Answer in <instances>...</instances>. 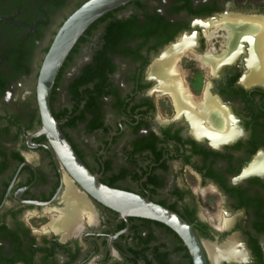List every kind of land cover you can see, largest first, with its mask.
<instances>
[{
    "label": "flooded vegetation",
    "instance_id": "af4514ba",
    "mask_svg": "<svg viewBox=\"0 0 264 264\" xmlns=\"http://www.w3.org/2000/svg\"><path fill=\"white\" fill-rule=\"evenodd\" d=\"M86 1L0 0V264H195L168 223L93 196L43 132L42 63ZM246 21L264 26V0L130 1L89 26L50 95L89 171L181 216L208 264H264V57Z\"/></svg>",
    "mask_w": 264,
    "mask_h": 264
},
{
    "label": "water",
    "instance_id": "95a60500",
    "mask_svg": "<svg viewBox=\"0 0 264 264\" xmlns=\"http://www.w3.org/2000/svg\"><path fill=\"white\" fill-rule=\"evenodd\" d=\"M133 0H88L77 8L61 25L47 52L38 79V99L43 116V132L58 148L71 173L102 203L125 215L135 214L157 218L172 226L184 239L195 264H208L203 247L191 226L178 214L155 204L148 198L117 190L103 184L93 175L62 133L50 108V95L56 76L67 56L89 28L109 11Z\"/></svg>",
    "mask_w": 264,
    "mask_h": 264
},
{
    "label": "bare ground",
    "instance_id": "6f19581e",
    "mask_svg": "<svg viewBox=\"0 0 264 264\" xmlns=\"http://www.w3.org/2000/svg\"><path fill=\"white\" fill-rule=\"evenodd\" d=\"M238 20V19H237ZM239 20H241V19H239ZM252 20V19H251ZM243 21V20H242ZM245 21V20H244ZM252 21H254V20H252ZM252 21L250 22V23H252ZM233 22V21H232ZM236 21H234V23H235ZM240 22V21H239ZM237 23V22H236ZM243 23V22H242ZM248 23V21H246V24L245 23H243V24H245L244 26H242L241 28H239V33H241V34H244V35H248L247 37L248 38H252V52H253V58L255 59V57H256V60H253L252 62H253V64H255V63H257V64H261V65H259V67H263L262 66V62H263V57H264V48H263V44H262V35H263V32H264V26H261V25H257V24H247ZM253 23H255V22H253ZM260 24V23H259ZM232 30V29H231ZM233 31V30H232ZM234 34V33H233ZM234 36V35H233ZM242 37V36H241ZM242 38H244V37H242ZM241 38V39H242ZM264 38V37H263ZM235 39V38H234ZM249 40H251V39H249ZM264 40V39H263ZM232 41V40H231ZM176 47H177V45H176ZM176 50V49H175ZM171 51H172V49H171ZM251 52V51H250ZM252 52L250 53L251 55H252ZM169 56V55H168ZM251 57V56H250ZM250 62H251V60H250ZM256 65V64H255ZM251 66V65H250ZM168 67V66H167ZM255 67V66H254ZM170 68V67H169ZM264 68V67H263ZM169 70H171V69H169ZM256 69L254 68V71H255ZM167 71H168V69H167ZM171 72H173V71H168V75L170 76L171 75ZM257 72H259L258 70H257ZM174 73H176L175 71H174ZM173 73V74H174ZM167 74V73H166ZM263 74H264V72H263ZM166 77V76H165ZM165 79V78H164ZM172 81V80H171ZM163 82H164V80H163ZM169 83H166L167 85L168 84H171V82L170 81H168ZM165 83H163V86H167V85H164ZM176 86V85H175ZM181 87V86H180ZM165 88V87H164ZM178 95H181V97L183 98V94L185 95L187 92H184L183 90H180V92H176ZM174 95V94H173ZM187 95V94H186ZM186 95H185V97H186ZM174 98L176 97V96H173ZM176 101V100H175ZM179 101V100H178ZM182 103H184V102H182ZM185 104V103H184ZM188 105V104H187ZM182 107V106H181ZM191 107V106H190ZM180 109V108H179ZM192 109V108H191ZM193 111V110H192ZM72 191V190H71ZM78 193V192H77ZM70 195V194H69ZM75 197V196H74ZM73 197V195H72V198H74ZM70 206L72 205V204H69ZM73 205H76V204H73ZM77 206V205H76ZM86 206V205H85ZM72 207V206H71ZM77 208V207H76ZM73 211H74V209H75V207H72L71 208ZM69 211V210H68ZM73 211H70V213L72 214V212ZM68 213V212H67ZM69 214V213H68ZM67 220V219H66Z\"/></svg>",
    "mask_w": 264,
    "mask_h": 264
}]
</instances>
